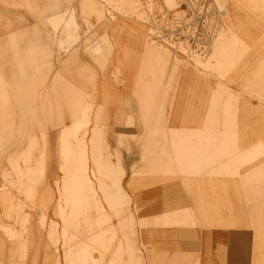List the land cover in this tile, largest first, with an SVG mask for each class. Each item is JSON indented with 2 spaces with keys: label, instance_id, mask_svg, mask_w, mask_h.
<instances>
[{
  "label": "rangeland",
  "instance_id": "1",
  "mask_svg": "<svg viewBox=\"0 0 264 264\" xmlns=\"http://www.w3.org/2000/svg\"><path fill=\"white\" fill-rule=\"evenodd\" d=\"M174 1L0 0V259L104 264L121 239L133 250L127 151L141 153L134 177L198 196L218 176L224 214L235 191L264 264V0H192L214 29L206 53L153 39L167 9L188 7ZM195 202L169 204L164 222L211 210Z\"/></svg>",
  "mask_w": 264,
  "mask_h": 264
},
{
  "label": "crops",
  "instance_id": "2",
  "mask_svg": "<svg viewBox=\"0 0 264 264\" xmlns=\"http://www.w3.org/2000/svg\"><path fill=\"white\" fill-rule=\"evenodd\" d=\"M134 155H137V159L131 158ZM138 157H141V153L128 155L127 151L123 152L120 157L125 172L122 182L130 194L133 207H136L133 213L136 216L137 231L135 235L129 234L133 250L130 251L125 244L126 239H121L124 244L120 255L117 256L118 260L115 263L112 262V258L116 257L118 251L119 243H116L112 248L110 246L111 254L108 259L104 260V264H255L254 237L256 233L253 230L240 228L239 204L241 201L234 190L231 193L233 214L226 211L225 217L221 186L223 181L217 178L218 176L209 190V186H205L204 192V184L201 185L203 189L198 196L197 191L188 192L181 187L180 180L152 181L148 177L146 180L134 177L132 164L139 161ZM128 174L130 177L126 179ZM206 181L208 180L203 182ZM230 182L233 187L238 188L239 179L233 176ZM166 183L171 184L173 191L169 199L166 194ZM187 198L191 200V204H186ZM195 201H198L203 208L205 206L206 209H211L207 210V215L202 214L189 224L164 222L163 216L169 204L173 209L188 207L194 209L196 208ZM213 207L216 211L212 210ZM141 221H146V223L141 224ZM135 240H139L141 244L137 242L134 244ZM144 245L148 248L144 249ZM136 249L137 253L134 256L133 252ZM125 250L129 254L128 258L125 254L123 255ZM0 264L33 263L0 259Z\"/></svg>",
  "mask_w": 264,
  "mask_h": 264
},
{
  "label": "built area",
  "instance_id": "3",
  "mask_svg": "<svg viewBox=\"0 0 264 264\" xmlns=\"http://www.w3.org/2000/svg\"><path fill=\"white\" fill-rule=\"evenodd\" d=\"M186 1H181L179 6ZM205 2H208V0H205ZM193 4L192 0H189L186 9L179 8L176 11L174 9H167V14L164 13L165 18L162 19L165 25L155 26L153 39L169 42L184 41L185 43L193 40L194 43H190V47L206 53L211 44L214 29L209 22L210 18L205 19L207 12L204 9L206 8L200 9V6ZM208 6L207 4L206 7ZM217 9L221 11L218 4ZM201 12L203 14H200Z\"/></svg>",
  "mask_w": 264,
  "mask_h": 264
},
{
  "label": "bare ground",
  "instance_id": "4",
  "mask_svg": "<svg viewBox=\"0 0 264 264\" xmlns=\"http://www.w3.org/2000/svg\"><path fill=\"white\" fill-rule=\"evenodd\" d=\"M167 1H168V3H169L170 6L175 5V1L174 0H167Z\"/></svg>",
  "mask_w": 264,
  "mask_h": 264
}]
</instances>
